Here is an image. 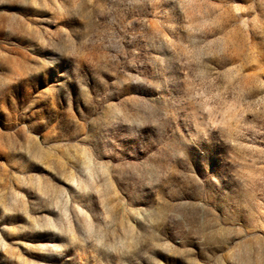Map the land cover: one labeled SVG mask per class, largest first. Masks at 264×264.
<instances>
[{"label":"rangeland","instance_id":"obj_1","mask_svg":"<svg viewBox=\"0 0 264 264\" xmlns=\"http://www.w3.org/2000/svg\"><path fill=\"white\" fill-rule=\"evenodd\" d=\"M0 264H264V0H0Z\"/></svg>","mask_w":264,"mask_h":264}]
</instances>
